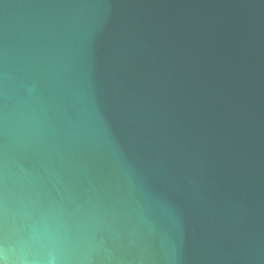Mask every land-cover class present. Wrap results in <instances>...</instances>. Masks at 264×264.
Returning <instances> with one entry per match:
<instances>
[{"label": "water", "instance_id": "water-1", "mask_svg": "<svg viewBox=\"0 0 264 264\" xmlns=\"http://www.w3.org/2000/svg\"><path fill=\"white\" fill-rule=\"evenodd\" d=\"M0 264H264V0H0Z\"/></svg>", "mask_w": 264, "mask_h": 264}]
</instances>
